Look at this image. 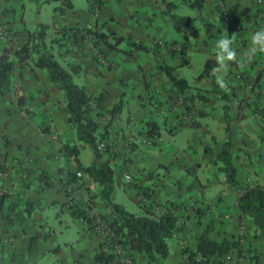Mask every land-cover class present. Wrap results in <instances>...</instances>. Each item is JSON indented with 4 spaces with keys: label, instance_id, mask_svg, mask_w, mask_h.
Listing matches in <instances>:
<instances>
[{
    "label": "crops",
    "instance_id": "crops-1",
    "mask_svg": "<svg viewBox=\"0 0 264 264\" xmlns=\"http://www.w3.org/2000/svg\"><path fill=\"white\" fill-rule=\"evenodd\" d=\"M71 1L72 9L63 14L54 12L53 38L61 42L54 45V54L58 53L61 64L68 69L79 65L74 81L94 98L102 97L99 112H106L122 97L125 100L113 126L123 130L120 138L123 136L130 141L121 147L122 156L112 160L117 169L113 199L118 190L133 197L135 191L127 189L123 182V175L128 172L138 175L139 183L152 189V200L184 206L177 213L185 227L168 240V264H185L182 248L196 249L198 236L209 225L213 239L239 237L241 249L247 242L251 245L252 258L244 264H264V236L254 232L252 219H239V194L227 183L226 176L220 178L218 173L215 179L207 176L213 169H219L216 161L229 137L224 102L218 93L224 90L230 97L229 127L237 179L244 185L264 183V117L251 104L258 92L259 102L264 106V53L257 52L251 59L247 58L251 35L264 28V0L222 1L242 24L241 29L233 32L229 31L224 12L218 8L220 0H205L200 11L181 0H166L177 4L172 11L176 14L181 5L191 9L185 15L192 18V23L183 32L176 30L166 6L157 0H102L98 13L92 12L90 2L85 11L75 10V3ZM16 2L0 0V23L9 27L13 35L9 40L0 39V50L12 53L28 43L30 33L19 24L23 20L17 13ZM96 23L99 30L111 27L118 35L131 36L158 52L154 55L134 50V54L129 55L126 51L131 47L123 46L125 43L120 44L122 50L105 46L109 68L93 56L91 40L81 31ZM222 37L233 40L231 47L236 51V60L221 65L216 42ZM159 41L164 45L158 46ZM192 52L199 54L201 70L208 59L217 62L212 76L198 79L188 75L187 69L193 63ZM162 62L171 66L177 77L185 78L190 87L177 89L159 67ZM16 84L24 95L23 108L28 112L17 105L15 89L0 95V113L7 112L0 116V167H9L4 187L10 192L20 183L23 185V178L29 174L30 187L17 193L23 196L24 192L25 201L33 200L37 206L29 221L22 224H10L0 217V264H54L55 261L103 264L96 260V254L101 244L105 253H112L106 235L86 230L82 217H76L68 205L72 191L83 207L89 206L96 215L112 219L99 195L91 198L80 182L75 186L69 181V172L76 171L77 164L65 155L63 145H79L80 142L74 125L68 120L64 92L47 70L35 67L30 61L16 63ZM149 122L157 123L159 136L148 135ZM113 126L109 127L110 142L117 148L116 143L122 144V141L113 138ZM131 143L134 149L129 148ZM81 146L85 145L81 143ZM42 172H46L45 180ZM99 190L97 186L95 194ZM15 199L16 196H12L10 201ZM132 199L139 205L137 197ZM197 200H201L196 204L202 206L200 212L187 206ZM53 207L60 209L57 216L61 225L69 230L67 235L65 230L57 233L53 228L46 212ZM61 213L70 214L78 225L70 237L72 226L70 221H63ZM23 226L36 239L30 252H25L28 235ZM131 253L137 264H152L146 254ZM231 253L227 256L231 257ZM109 264L121 263L114 259Z\"/></svg>",
    "mask_w": 264,
    "mask_h": 264
},
{
    "label": "trees",
    "instance_id": "trees-1",
    "mask_svg": "<svg viewBox=\"0 0 264 264\" xmlns=\"http://www.w3.org/2000/svg\"><path fill=\"white\" fill-rule=\"evenodd\" d=\"M57 1H61V5L55 7V12L63 14L67 10L73 8L71 0ZM89 1L92 5V12H96L97 7L99 8L103 3L102 0ZM157 1L166 6V13L170 14L174 19L177 31L183 32L190 26L192 23L191 17L172 12L177 8L175 2L166 0ZM181 1L198 11L203 8L205 2V0ZM218 8L222 10L219 5ZM226 19L230 32L242 28V24L235 14L227 11ZM8 29L10 30L9 27ZM10 31L12 32V30ZM87 33L95 37V45L106 46L110 50H122L120 44L126 43L131 47L130 51H126L129 55H133L134 50L152 52L154 55L158 52L156 48H150L146 44L134 40L131 36L118 35L111 27L99 30L97 23L91 28H87ZM54 43L61 44L60 39L55 37L51 42H47L45 25L40 24V30L34 33L30 32L28 43L17 48L15 52L12 53L6 49L0 50V95H5L7 92L15 89L17 105L24 112H28L27 109L23 108L26 101L20 87L16 84V63H23L31 60L34 62L35 67L48 71L52 81L58 84L64 92L66 113L69 122L73 124L76 129L78 141L83 145H88L92 149L94 156L91 164L84 166L81 164L79 157L81 146L78 144H64L63 152L69 159H72L77 164V170L69 172V181L76 184L80 182L79 184L85 186L88 190V194L91 198L96 195L101 197L104 205L109 209L112 219L100 217L110 223L111 227L115 230L116 237H121L122 246L132 257L133 255L131 252L137 251L146 254L152 264H168L167 259L170 253L168 240L181 232L185 227V224L181 222V216L177 213L181 211L184 206L176 205L172 202L161 204L157 200H152V189L141 185L139 183L141 178H139L138 175L128 172L123 175V180L125 181L124 186L129 190L133 189L135 191L133 198L137 197L138 201L140 200L139 205L143 210L142 214L129 211L123 204L117 203L113 199L117 169L115 165L112 164V160L113 157H116V153L112 151L110 146L100 148L99 140H104L108 137L109 126L105 125L103 129L100 128V124L95 118L96 113L99 112L97 109H100L102 97L99 96L98 98H94L87 92L84 86L74 81V74L80 70L79 65H73L69 69L64 67L55 57ZM158 46L161 45L158 43ZM217 66L218 64L214 59H208L205 63L204 70L199 75V79L212 76ZM159 67L177 89L184 90L190 87L189 82L185 78L177 77L174 74V69L171 66L162 62L159 64ZM215 87H217V85ZM218 93L224 101L225 123L229 137L224 141L222 151L216 163L219 165V169L226 173L227 183L239 194V219H252L254 232L264 236V183L256 182L254 184L244 185L238 181L237 168L232 162V141L229 127L230 97L224 90H218ZM201 98L206 100L205 96ZM259 98L260 93L257 92L255 94V101L251 104L254 106V110L264 117V106H261ZM124 106L125 100L122 97L112 108L101 113H109L112 117L116 118V116L122 112ZM147 126V133L149 136H159V126L156 122H149ZM132 147V149H134L133 145ZM106 153H108V157H105ZM124 169L125 168H122V170ZM4 170L5 166L0 167V172ZM78 172L82 173L81 177L78 176ZM125 174H130L132 176L131 182L125 180ZM46 178V172H42V179L45 180ZM22 181L25 189H28L30 187L28 173H26V177H24ZM97 186H99L100 190L98 194H95L94 189H96ZM73 194L75 193L73 192ZM12 196H16L14 201H10ZM144 201L146 202L144 203ZM20 202H23V205H25V214H21V209L18 208V203ZM197 203L198 201L194 204L190 202L187 206L195 208L200 212L202 206L200 205L197 207ZM36 206V202L33 200L25 201L19 193L15 195L11 192L0 191V217L5 218L10 224L15 222L22 224L23 221H29L30 214ZM187 206H185L186 209L188 208ZM73 209L74 215L82 218L89 217L91 211L89 210V206L88 208L83 207L80 203ZM200 214L202 215V212ZM23 228L24 233L28 235V245L25 252H30L35 245L36 239L28 234L27 227L23 226ZM211 228L212 226L209 225L208 228L198 236L199 243L196 249H192L189 246H184L182 248L185 264H228L225 256L234 250L238 253L242 251V244L239 237L216 240L209 234ZM91 232L96 233L94 230H91ZM113 244L114 240L109 244L110 249H112ZM246 246L249 251H251V245L248 242ZM114 259H117V255L114 252L111 254L105 253L101 244L100 250L96 254V260L103 264H109ZM134 261L137 264L135 258ZM54 264L60 263L55 261Z\"/></svg>",
    "mask_w": 264,
    "mask_h": 264
},
{
    "label": "rangeland",
    "instance_id": "rangeland-1",
    "mask_svg": "<svg viewBox=\"0 0 264 264\" xmlns=\"http://www.w3.org/2000/svg\"><path fill=\"white\" fill-rule=\"evenodd\" d=\"M73 1L75 3L74 4L75 10L83 9L85 11H88L89 2H90L89 0H73ZM60 5H61V1H57V0H17V2L15 3L16 8L19 9V10H17V13L20 14L19 18H20V16H22V20H23L19 24H20V26H22V25L25 26V28L32 33L36 32L37 30H40V24L45 25L46 41L51 42L52 39H54L53 37L55 36L54 35V33H55L54 32V21H55L54 20V18H55L54 17V12H55L54 9L56 6H60ZM190 10L191 9L188 6L181 5L177 12L179 14H182V15H185V14L187 15L190 12ZM91 26H93V25H91ZM73 28L79 29V28H76L75 26ZM87 28L88 27H86L85 29H87ZM81 31H83V30L81 29ZM205 32H206V30H205ZM85 35L87 36V33ZM54 45L56 46V43H54ZM99 46L102 48V54H103L102 56H103V58H105L106 55L104 53V46H102V45H99ZM123 46L126 47L127 44L125 43V44H123ZM92 52H93V56L94 57L96 56L97 57L96 59H99V56L97 54H95L93 50H92ZM191 54H192L191 59H192L193 63H192L191 67H188L187 73H188V75L190 74L191 76L192 75L196 76L199 79V75L203 71L200 68L201 64H200V61L198 59L199 54H194V52H192ZM55 57L61 63V60H60L58 53L55 54ZM28 61H30L32 64H34L33 61H31V60H28ZM106 61L107 62H105L104 65L110 68V60L107 59ZM220 100L223 101L221 97H220ZM1 110H3V109H1ZM6 114H7V112L3 111L0 113V116H5ZM95 118L98 120V122L100 124V128H102V129L104 128L105 125L106 126L108 125L110 128L113 125L115 126V124H113L115 121V118L112 117L111 114H109V113L104 114L101 112L100 113L97 112L95 115ZM114 126H113V129H114ZM122 131L123 130L116 128V129H114V132H113V138L115 140H118V142L122 141V144L116 143V145L119 147L116 148L115 146H113L111 144L110 141H112V140H111L109 135L104 140L100 139L99 144L104 143L106 147L110 146L111 149L113 150V152L116 153V156H118V155L122 156L121 152L123 150L121 147H123L125 144L128 143V141H130L129 139L124 138L123 136H121V138H120ZM133 144L134 143H131L129 145V148H132ZM79 145L81 146V142ZM123 154H126V153H123ZM92 155H93L92 149L88 145H85L84 147L81 146L80 159H81V162L84 166L91 164V162L93 160L90 161V157H92ZM93 158H94V156H93ZM202 160H204V159L202 158L201 161ZM4 166H5V170L0 172V191L10 192V190H8L4 187V181L9 176V174L5 175L6 171L9 169V167L7 165H4ZM215 173H218L220 178H222L226 175V173L220 169H213L212 172L207 174V176L210 177V175H211L212 179H215V177L218 176V175H215ZM123 182H125V181H123ZM21 190H25V187H24V185H21V183H20V185L18 187L11 190L12 191L11 193L16 195V193L21 191ZM22 197L24 199V192H23ZM132 198H133L132 194H131V196H129L123 190H118L115 193L114 200L117 203L123 204L129 211L134 212V213H138V214H142V212H143L142 208ZM197 201L199 203L201 200H197ZM139 202H140V200H139ZM145 202L146 201H144V203ZM195 202L196 201H192L191 204H194ZM21 203L22 202L18 203V208L23 207V210H20V211H21V214H25V211H24L25 205H22ZM46 212L50 215V220L54 224L53 228L56 229L57 233H61V231L65 230V234L67 235V232L69 230L67 231V227L61 225V221L59 219V216H57V214L60 212V209H58L57 207L48 208V209H46ZM61 217H62L63 221H70L72 229L69 232V237L72 236L74 234V230L76 228H78V225L72 220L70 214L68 215L65 213H61ZM50 220H49V222H50ZM23 222H25V221H23ZM250 253H251V251H249L248 247L244 246V248H242V251L240 253L235 252V250H234L233 253H231V257L225 256V259H226V262L228 264H244V261H249L250 258H252Z\"/></svg>",
    "mask_w": 264,
    "mask_h": 264
},
{
    "label": "built area",
    "instance_id": "built-area-1",
    "mask_svg": "<svg viewBox=\"0 0 264 264\" xmlns=\"http://www.w3.org/2000/svg\"><path fill=\"white\" fill-rule=\"evenodd\" d=\"M223 0H220L219 6L221 7L222 11L224 12L227 18V9L224 7ZM99 8L97 7L96 13H98ZM92 26H88L91 28ZM83 33H87V29L83 30ZM12 32L8 29V27L0 23V39H12ZM88 38L91 40V48L95 54L99 56V59L105 63L107 62V58H103L102 48L94 44L95 37L92 34L87 33ZM161 46L164 45L163 41L158 42ZM255 88V86H254ZM100 148H105V144L101 143ZM78 176L81 177L82 173L78 172ZM125 180L127 182L132 181V176L130 174H125ZM76 186V183L74 184ZM68 205L70 208H76L78 206V199L74 196L72 191L69 194ZM74 210V209H73ZM84 227L86 230H94L96 233L105 234L108 241L107 244L109 245L112 240H114V244L112 247V252L117 255V260L122 264H136L134 258L129 254V252L122 246L121 244V237H116L115 230L111 227L110 223L101 218L100 216L96 215L94 212L90 211V215L87 218H82Z\"/></svg>",
    "mask_w": 264,
    "mask_h": 264
},
{
    "label": "clouds",
    "instance_id": "clouds-1",
    "mask_svg": "<svg viewBox=\"0 0 264 264\" xmlns=\"http://www.w3.org/2000/svg\"><path fill=\"white\" fill-rule=\"evenodd\" d=\"M232 44L233 40L229 37H222L217 40V58L221 65L224 64L225 61L236 60V51L231 47ZM257 52L264 53V28L255 31L251 35V47L247 54V58L251 59L252 55Z\"/></svg>",
    "mask_w": 264,
    "mask_h": 264
}]
</instances>
